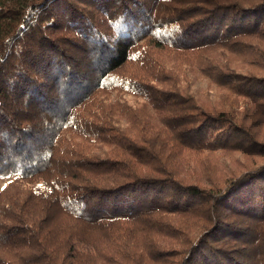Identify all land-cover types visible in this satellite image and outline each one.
Instances as JSON below:
<instances>
[{"label": "trees", "instance_id": "16d2710c", "mask_svg": "<svg viewBox=\"0 0 264 264\" xmlns=\"http://www.w3.org/2000/svg\"><path fill=\"white\" fill-rule=\"evenodd\" d=\"M241 1L0 0V264H264V143L193 87L264 109V77L229 72L234 57L264 70V1ZM189 164L204 170L191 183ZM193 204L208 224L190 248H159L172 235L156 223ZM137 222L149 243L134 257L76 251L99 231L119 247Z\"/></svg>", "mask_w": 264, "mask_h": 264}, {"label": "rangeland", "instance_id": "374dc122", "mask_svg": "<svg viewBox=\"0 0 264 264\" xmlns=\"http://www.w3.org/2000/svg\"><path fill=\"white\" fill-rule=\"evenodd\" d=\"M260 1H264V0H244L241 2L242 4L251 7L255 4L260 3ZM159 55L161 54H158V56ZM230 71H238L240 73H247L250 75H258V76L261 75L262 77H264V70H260V69L258 70L254 68L253 66L247 65V63L244 61L243 58L234 57L231 63L229 64V72ZM206 81L207 80L204 77L199 76V78H197L194 81V85H193L194 88L197 87L195 88V91L198 95H200L201 97L200 99H202L201 102L204 104H207V101L211 96V100L212 101L215 100V103H217L218 107L220 106V109L229 113L231 120H234L236 125L239 126L240 132H242L243 134L244 133L250 134L251 136L254 137V139L258 143H264V109H262V106H257L256 104H253V101L243 96H237L236 102H233V103H231V100H227L224 98H220L219 100H217L215 97L216 92H215L214 84H210V88L209 89L207 88V91L212 94H208L207 91L205 90L206 91L205 95H203L204 93L203 89L205 88L206 83H207ZM112 95L113 96H110V97H113L114 100H118L121 104H123V106H125L126 104L127 105L129 104L130 106H134V105H137V103H139L138 99L134 98L131 95L123 94L122 92L114 93ZM261 103H264V101H261ZM121 104L119 105V107L121 106ZM119 109H120V112H119L120 124L127 126L126 123L128 122L131 123L129 119V115L126 114L125 108H119ZM122 110L123 111L125 110L124 114ZM244 141H246L245 138L242 139V142ZM184 154H187V153H184ZM221 155H225L224 156L226 158L225 161L228 162L230 166L232 164L231 162L236 161L237 158H241L239 160L249 161V158H246L244 155H242L241 152L228 153V152L221 151L215 154V156H221ZM259 160L260 159L258 158L257 161ZM190 164H189V169H188L189 174L186 173L182 177V180H184V182H189V183L194 182L191 178L192 172L197 173V175H201L204 171L203 167H198V164H195V166L192 168H190ZM229 165H227V167H229ZM185 169H183V171H185ZM212 173L214 174V172ZM197 175H195V177ZM11 179L12 177H0V189L4 185H6ZM182 200L185 201V198L183 197ZM198 207L199 206H197L196 204H193L191 208H189L188 212L175 214L174 216L173 215L166 216L165 219L160 220L161 224L156 223L157 228H167L168 234L172 235V237L168 236L166 238L165 245L163 246L159 245V248L161 247L162 249V247H164L163 249H165L168 247V248H174V249H179V250H187L190 248L191 243L194 242L195 241L194 239L198 237L199 235L198 232L200 231V229H202L204 226L208 224V217L206 213V211H208L207 207L205 206L201 208H198ZM135 224L136 225L134 224L130 225V228L133 230H131L129 233L126 232L124 234V239H122L123 242L119 245V247L112 246L111 242H110L111 244H109L108 242L109 239L105 235L106 232L99 231L97 233L92 234V236H88L87 237L88 240H86V244L84 245L79 244L76 248V251L85 253L87 252V250L91 249L90 246L92 245L97 248H100L101 251L102 252L104 251V253H106L107 255H114V256H117L118 254L120 255L123 253V251H125V249L126 250L128 249L130 250V252L132 253L134 257L136 255L135 253H138L141 250H143L141 249L143 243H144L143 246H146V247L149 243L145 241L146 239L145 234L143 232H139L138 230L139 227L141 226V222H137ZM72 228L70 229L69 220L63 216H61V218H55V220L51 222L50 242L51 243L53 242L52 254H54L57 262H61L63 259H66L67 251L65 250L63 246L59 244V241L65 238L66 236H68ZM79 229H83V228L81 227ZM79 232H81V230ZM157 243H158L157 241L154 243L155 249H156ZM166 254H171L168 256H173V260L171 262L178 261L180 257H182L180 253L174 255L172 254V252L165 253L162 256H165ZM118 257L119 256H117L116 258ZM146 260H144L143 262L142 260L137 258L134 261L130 260V262H125L123 264H152L151 262H147L149 260L147 261ZM77 262H80L81 264H94V261H92L89 258H84L83 260H80Z\"/></svg>", "mask_w": 264, "mask_h": 264}]
</instances>
